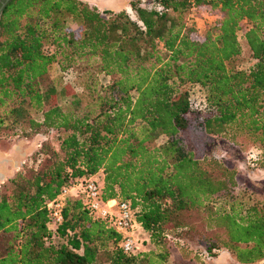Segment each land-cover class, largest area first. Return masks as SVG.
I'll use <instances>...</instances> for the list:
<instances>
[{"label": "trees", "instance_id": "trees-1", "mask_svg": "<svg viewBox=\"0 0 264 264\" xmlns=\"http://www.w3.org/2000/svg\"><path fill=\"white\" fill-rule=\"evenodd\" d=\"M127 6L134 19L80 0H7L1 8L0 136H63L47 156L42 146L36 167L0 186V264H165L167 245L182 242L202 206L233 199L238 186L235 169L216 150L202 154L205 147L226 142L248 169L264 171V0ZM198 6L220 14L202 34L186 24ZM240 31L253 61L247 70L234 65ZM83 59L97 72L78 85L88 99L79 110L62 79ZM52 65L58 76L49 75ZM194 89L205 111L191 107ZM66 97L72 110L59 104ZM156 138L163 144L150 147ZM97 173L101 199L127 203L152 250L124 254L121 235L77 197L64 199L61 222L48 229L45 205L70 180ZM245 214L210 216L206 227L220 232L193 255L222 248L238 264L263 259L264 208Z\"/></svg>", "mask_w": 264, "mask_h": 264}, {"label": "rangeland", "instance_id": "rangeland-1", "mask_svg": "<svg viewBox=\"0 0 264 264\" xmlns=\"http://www.w3.org/2000/svg\"><path fill=\"white\" fill-rule=\"evenodd\" d=\"M127 12L130 18L134 19L133 14L128 9ZM219 17L220 14L216 10H211L207 6H198L189 11L186 17V24L187 27H191L197 33L202 34L209 26L215 24ZM67 26L73 27L75 24L72 21H68ZM237 40L241 48V54L234 61V65L238 69L247 70L252 66L253 61L249 58L241 31L237 33ZM49 48L50 47H46L45 50L47 51ZM96 72V65L93 61L83 59L73 67L70 74L63 75V83L71 86L81 102L79 110L84 107L88 99L83 96L78 85L86 79L87 75L95 76ZM49 75L51 77L59 75L56 66L52 65L49 68ZM99 79L98 76V80ZM202 98V91L194 89L189 97L191 107L198 108L202 102ZM70 102L71 98L66 97L63 100L61 99L59 104L64 109L72 110L73 108ZM76 112L79 111L76 110ZM62 136V133L58 131H50L44 136H29L27 138L21 136L3 138L0 136V163L1 161L3 162V160L6 161L9 159L16 160L20 163L15 170L12 164L4 166L3 168L5 170H3L4 173H6V177L8 178L24 169L36 167L37 160L40 161L44 156L49 155L51 150L56 151L58 149V144ZM211 143V146L205 147V149L202 150V154L208 155V153L216 150V155L220 156V160H223L226 166L235 169L237 172L235 179L238 180V186L234 189V197L233 199L218 198L212 202H206L195 215L191 230L181 233L184 240L182 239V242L171 241L167 245L168 249L165 264H238L234 260L233 254L222 248L214 250L209 258L196 257L193 254L197 253L201 248H204V242H206L212 234L220 232V230L215 228L210 229L206 227L210 216H214V214H229L232 213L233 209V213L237 218H245V212L251 206L257 205V207L264 208V171L248 169L241 154L230 144L216 139ZM162 144L163 140L161 138H156L149 146L158 148ZM44 145L47 146L46 154L44 156L36 155ZM204 146H206V144ZM20 154H23V157H20ZM95 178L98 182L100 181L98 177ZM133 233L137 240V248L139 250V245L143 243V241V244H146V238L144 239L143 233L136 229ZM147 248H149V250L153 249L149 243L147 244ZM135 251L137 252V249ZM254 264H264V258Z\"/></svg>", "mask_w": 264, "mask_h": 264}, {"label": "built area", "instance_id": "built-area-1", "mask_svg": "<svg viewBox=\"0 0 264 264\" xmlns=\"http://www.w3.org/2000/svg\"><path fill=\"white\" fill-rule=\"evenodd\" d=\"M205 103L202 102L198 110L205 111ZM101 186L95 176L79 177L70 180L67 185L60 189L59 194L45 205L49 213L48 229L53 230L61 222L60 210L66 197L80 198L89 214L102 220L121 235L119 248L124 254L137 253V240L134 237L136 224L133 214L125 202L114 200L103 201L101 199Z\"/></svg>", "mask_w": 264, "mask_h": 264}, {"label": "crops", "instance_id": "crops-1", "mask_svg": "<svg viewBox=\"0 0 264 264\" xmlns=\"http://www.w3.org/2000/svg\"><path fill=\"white\" fill-rule=\"evenodd\" d=\"M82 2H85L87 4H90V5H93V6H96L98 9H101V10H110V11H118V10H126L128 9V6H127V1L128 0H80ZM31 153V152H30ZM20 157H23V154H20L19 155ZM26 160V159H24ZM9 164L11 165L12 164V167L13 169L15 170L16 168H18V165L20 164L18 161L16 160H6L3 162L1 161L0 163V185L6 181L5 179L7 178L6 177V173H4V166H9ZM4 169V170H3ZM2 171V172H1ZM95 177H98V179L100 180L99 183L101 184L102 183V174L101 173H97L96 175H94ZM147 244H143L141 243L139 246V250L136 246V249H137V253L138 252H143L147 249Z\"/></svg>", "mask_w": 264, "mask_h": 264}, {"label": "water", "instance_id": "water-1", "mask_svg": "<svg viewBox=\"0 0 264 264\" xmlns=\"http://www.w3.org/2000/svg\"><path fill=\"white\" fill-rule=\"evenodd\" d=\"M7 0H5V2H6ZM4 2V3H5ZM4 3H1V5H0V11H1V8L4 6Z\"/></svg>", "mask_w": 264, "mask_h": 264}, {"label": "flooded vegetation", "instance_id": "flooded-vegetation-1", "mask_svg": "<svg viewBox=\"0 0 264 264\" xmlns=\"http://www.w3.org/2000/svg\"><path fill=\"white\" fill-rule=\"evenodd\" d=\"M3 1V2H2ZM5 2V0H0V5H1V3H4Z\"/></svg>", "mask_w": 264, "mask_h": 264}]
</instances>
